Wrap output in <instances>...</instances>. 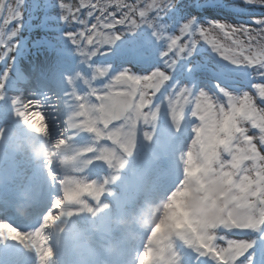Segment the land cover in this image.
<instances>
[{
    "label": "snow or ice",
    "instance_id": "obj_1",
    "mask_svg": "<svg viewBox=\"0 0 264 264\" xmlns=\"http://www.w3.org/2000/svg\"><path fill=\"white\" fill-rule=\"evenodd\" d=\"M243 2L264 9V0ZM23 3L0 0V22L11 25L7 33L0 29V62L5 63L0 101L9 100L30 130L39 132L35 117L46 118L50 138L72 149L78 164L61 177L52 162L44 161L57 195L31 231L0 220V237L33 251L38 264H51L48 230L64 217L107 207L102 197L111 194L110 185L139 137L151 141L166 116L177 131H188L181 174L166 195H178L199 169L220 179L246 210L243 222L186 232L174 245L180 264H264V239L259 245L243 239L254 233L264 237V18H253L255 28L215 20L206 27L195 17L174 27L165 17L177 0H59L63 22L80 26L66 31L80 58L78 67L65 76L62 97L9 98L15 61L8 67L7 58L19 47L14 38L23 27ZM145 32L148 38L124 43L125 37ZM206 53L211 57L202 59ZM129 63L146 67L135 71ZM97 167L111 174L93 175ZM145 249L138 264L148 254V243ZM253 249L261 256L258 262Z\"/></svg>",
    "mask_w": 264,
    "mask_h": 264
},
{
    "label": "rangeland",
    "instance_id": "obj_2",
    "mask_svg": "<svg viewBox=\"0 0 264 264\" xmlns=\"http://www.w3.org/2000/svg\"><path fill=\"white\" fill-rule=\"evenodd\" d=\"M195 0H177V6L175 9L170 10L165 17V23L168 25H172L174 27H178L180 23L183 22V20L188 19L190 17H195L199 23L205 24L207 27V23L210 21H223L228 24H234V25H245L249 27L255 28L256 25L252 24L253 18H264V9L260 8H253L252 6L245 5L243 0H196L201 5L200 9L195 10L193 8V3ZM68 3L76 4L78 0H66ZM131 2V0H130ZM10 3H12V0H10ZM253 9V10H252ZM252 11L253 15L250 16H244V15H237L236 12H248ZM23 27L19 32V35L14 38V44L19 45V47L16 49L14 48L13 51L9 54V57L7 58V66L12 67L13 61H15V68L13 72V80L11 82L10 88H9V94L12 96L15 95H22L25 98L31 99V98H43L45 95L50 96H58L62 97L63 91L66 88L64 79L60 78L61 72L59 71V62L55 61V56L53 57L54 52H56V48L60 49L61 47H67L70 49H74L70 41L66 37V31H74L79 30V25L76 24H68L66 25L62 20V9L59 4V0H24L23 3ZM120 27V26H118ZM0 29H2L4 32H9L11 29V25H4L2 22H0ZM49 31L51 34H49ZM150 34L145 32L143 35L138 33L135 37H125L124 43H128L132 40H143L148 38ZM57 43V44H56ZM1 53V50H0ZM117 56L120 55L119 52L116 54ZM211 57V53H206L202 59H207ZM155 59V58H154ZM43 65L46 68L47 66L52 69V73L50 75L53 76V80L48 79V74L43 72ZM52 65V67H51ZM79 62L73 66V73L76 68L78 67ZM3 68L5 67V64L2 65ZM128 67H133L135 71H143L146 67L143 64H127ZM3 68H0V70H3ZM42 69V71H41ZM50 83L52 85V89L49 91L50 86L47 84ZM49 86V88H47ZM32 94H35L36 97H33ZM15 115V109L13 106L9 103L8 107L4 109L2 113H0V131H4L6 129V132H4L5 139L3 141H0V153H5V160H4V169L1 173L3 175L8 171V163L13 160L11 156H15V149L11 147L9 137L12 136V134L16 131H21L24 128V125L22 121L18 120L17 122L14 120ZM39 116H37L38 118ZM35 127L38 129L41 126H38V120H35ZM166 127H168V132L171 134L173 130H175V126L173 123L167 119ZM159 124L153 129V138L151 141L146 140L143 135L140 136L141 139L148 142L149 146H152L151 144H156L160 139V131H159ZM142 130L148 131L149 129L146 126L140 125ZM25 138L30 141L31 136H29L27 133H23ZM30 137V138H29ZM188 139V131L185 130L184 133L179 138V141L177 143V159L173 162V166H180L182 167L181 162V155L184 151V147L186 145ZM137 154H133L136 156V164L135 167L139 166L141 163L143 165V170H145V166L150 165V158L147 156L148 151L143 150L141 148L140 139L137 141L136 146ZM133 155L130 157H127L126 164L127 168L125 167L120 173H119V179L114 181V194H116L121 202H125L127 199H130L132 194V190L135 186V183L138 181V175L134 173V162L135 158H133ZM16 161L18 162L20 172L21 173H27L29 170V167L31 164L34 163L32 158L27 152H23L20 156L17 157ZM128 169H131L129 171ZM199 170V169H195ZM193 170L190 173V182L188 183L187 187H185L182 191L179 193L182 194V192H187L186 197L184 195L183 198L186 200V205L189 200V197H191L195 191L197 190L196 183L192 180V176H194ZM121 173H123V176H121ZM93 174V171H92ZM106 174V175H110ZM193 174V175H192ZM95 175V174H93ZM156 175L153 173L151 176ZM215 175L208 173L204 174L202 172L200 179L204 180L207 179L210 183V178ZM216 177V176H215ZM159 175L154 176L150 180V190L148 194V198L145 202L141 203L143 205V211L148 212H154V210H157L155 207L153 209V201L149 200L151 196H154L155 194L157 196H161L163 194V191L159 190V188H155V183L159 179ZM20 179L18 182H21ZM213 181V185H215L217 182L223 183L220 179L216 177ZM17 182V183H18ZM224 184V183H223ZM211 185V183H210ZM225 185V184H224ZM226 186V185H225ZM162 189V188H161ZM121 191H124L125 193H122ZM13 194L10 196L5 202L2 204L6 206V208L11 207L13 204ZM172 199V198H171ZM106 203L114 205V201H108ZM1 205V204H0ZM183 205V201L178 206L179 208H184L186 206ZM172 204L169 203L166 205L163 209V215L160 219V224L165 226L167 231H172V224L176 220H180V214H178V211L176 212H169ZM221 206L214 202L212 205V210L221 211ZM176 210V209H175ZM220 211L218 213H220ZM112 207L108 211L105 212V214L112 215ZM73 224L78 227V229L83 230L85 232L86 228V222H84L83 219H75L73 218ZM163 227V230H165ZM162 230V231H163ZM87 237H84V239ZM250 240H254V237H249ZM151 239V238H150ZM149 239V240H150ZM148 240V241H149ZM90 241L87 242V252L89 253L90 250H93V245L90 243ZM150 245V244H149ZM156 249V247L154 246ZM169 249V247H168ZM153 250V248H151ZM156 251V250H155ZM153 252V254L155 253Z\"/></svg>",
    "mask_w": 264,
    "mask_h": 264
},
{
    "label": "clouds",
    "instance_id": "obj_3",
    "mask_svg": "<svg viewBox=\"0 0 264 264\" xmlns=\"http://www.w3.org/2000/svg\"><path fill=\"white\" fill-rule=\"evenodd\" d=\"M35 120H38V126H42L44 131L37 132L30 130L23 122L24 128L21 131H16L9 137L11 147L20 152H27L32 160L40 165L46 172L44 161L52 162L54 166V171L58 173V176H64L69 173L70 169L74 168L78 164V158L75 157L74 151L70 149L67 145L56 146L54 141L48 135L49 129L46 126V118H42L39 116L35 117ZM4 131H0V141L5 139ZM23 133H27L29 136L38 138L43 141V145L40 148H34L32 146V141L27 140ZM47 173V172H46ZM49 184L51 187L57 190V186L52 184L49 180ZM111 194H114V190H109ZM214 192L227 191L228 199L222 201L223 204L227 205V209L223 213H218L211 208L203 205L199 202H194L193 206L195 209V216L193 219V228L203 229V227L207 224H224L226 221H235L237 223L243 222L246 214V210L239 207L232 199V193L230 190L223 184L217 182L213 187ZM110 194V195H111ZM57 195L54 194L53 198ZM34 197L27 193L26 200L29 203L23 204L20 206L19 211L22 215H28L31 208V201ZM171 202L170 195L163 194L158 196L156 200L153 201L154 207L157 209L155 212H144L142 211L143 205H137L134 208L127 210L126 212H122L120 215L114 217L112 223L117 228L123 230L128 234V237L133 241H140V251L138 255L135 257L132 264H138L139 254L144 252L145 245L148 240L152 237L153 232L156 229V225L159 223V220L162 218L163 209L166 205ZM104 205L107 207L103 208L102 211L98 210L95 214H91L93 217H97L102 213L111 209L112 205L103 201ZM50 207V206H49ZM97 208L99 206H96ZM87 212V211H84ZM46 213V212H45ZM88 213V212H87ZM66 218H62L57 224L63 222ZM19 227V226H18ZM180 238L178 236L173 235L172 244L175 245ZM108 250L110 252L116 251L115 245H109ZM176 253L177 250L175 247L170 249L169 257L171 258L172 253ZM175 264H180L178 259L175 260Z\"/></svg>",
    "mask_w": 264,
    "mask_h": 264
},
{
    "label": "bare ground",
    "instance_id": "obj_4",
    "mask_svg": "<svg viewBox=\"0 0 264 264\" xmlns=\"http://www.w3.org/2000/svg\"><path fill=\"white\" fill-rule=\"evenodd\" d=\"M57 44V43H56ZM55 56V61H61L62 60V57H61V54L60 53H55L54 52V54H53V57ZM51 67H52V65H51ZM41 71H42V69H41ZM46 71V72H45ZM43 72H45L46 74H48V79H49V81L50 80H53V74L52 75H50V73H52V69H50L48 66L45 68L44 67V65H43ZM47 84L50 86V89H49V91L52 89V85L50 84V83H48L47 82ZM49 86H47V88H49ZM33 142V144H32V146L34 147V148H40L41 146L39 145V143H40V139H38V140H34V141H32ZM83 143V142H82ZM157 173H158V169H157ZM186 194H187V192H182V194L181 193H179L178 195H176V196H174L172 199H171V204H172V206L171 207H168V208H171L170 210H169V212H176V210L175 209H177L178 208V206H179V204L183 201V199H184V202H185V198H183V196L182 195H184L185 197H186ZM158 198V196L155 194L154 196H151L150 198H149V200H152V201H154V200H156ZM3 206H0V215L3 213ZM153 209H154V206H153ZM72 217V216H71ZM71 217L70 218H66L65 220L66 221H68V219H71ZM1 220V219H0ZM6 221H8V222H11L10 220H6ZM12 224L14 225L15 224V220L12 222ZM66 243H65V239L63 240L62 238H61V241L60 242H58V245H59V248H60V250L62 249V254H64V252H65V249H64V245H65ZM136 248V246L133 248V250L134 251H136V252H138L139 250L138 249H135ZM137 254V253H136ZM52 264H53V262H51Z\"/></svg>",
    "mask_w": 264,
    "mask_h": 264
}]
</instances>
